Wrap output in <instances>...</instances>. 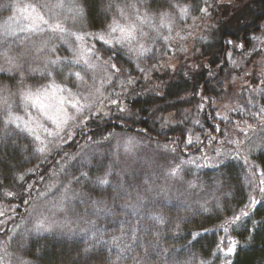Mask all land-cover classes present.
Instances as JSON below:
<instances>
[{
  "label": "trees",
  "instance_id": "obj_1",
  "mask_svg": "<svg viewBox=\"0 0 264 264\" xmlns=\"http://www.w3.org/2000/svg\"><path fill=\"white\" fill-rule=\"evenodd\" d=\"M229 1L233 12L229 7L224 10L212 32L213 41L202 47L206 59L198 71L180 69L155 89L136 91L123 108L84 121L74 130L72 141L49 145L48 154L39 151L29 132L7 122L11 103L51 83L76 87L75 74L80 72H70V65H59L65 61L50 60L52 56L48 60L56 62L54 68L37 66L35 59L9 61L7 66L5 50H23L35 37L10 36L8 22L21 6L45 8V0H0V32H4L0 34V204L15 207L1 210L0 220L19 217L28 209L37 178L48 176L60 159L86 142L98 141L69 167L67 179L73 193L66 217L61 213L62 226L31 235L15 251L23 264H264L263 151L246 155V162L230 160L221 165L214 172L219 180L217 192L209 202L191 198L184 186L189 175L185 161L202 158L198 155L230 139L238 126L264 123V110L250 105L246 96H239L242 104L229 117L219 115L215 104L228 93L233 74L229 58L245 56L254 49L256 36L264 32V0ZM76 3L84 10L86 30L99 37L108 34L110 26L139 15L153 20V27H159L155 21L160 16L178 17L142 56L99 37L95 40L92 64L96 61L106 70L102 74L113 77L110 88L120 76L142 85L145 68L157 62L168 36L205 11V0ZM59 42L54 46L65 55L61 49L65 46ZM58 53L55 50L53 55ZM90 99L94 102L92 94ZM95 107L85 113L93 115ZM173 169L180 173L173 174ZM210 173L207 170L204 175ZM216 200L223 202L224 210H209L208 203ZM244 212L248 215H241ZM232 239L237 242L236 251L225 255L219 249H227Z\"/></svg>",
  "mask_w": 264,
  "mask_h": 264
},
{
  "label": "rangeland",
  "instance_id": "obj_2",
  "mask_svg": "<svg viewBox=\"0 0 264 264\" xmlns=\"http://www.w3.org/2000/svg\"><path fill=\"white\" fill-rule=\"evenodd\" d=\"M229 4H232L229 0H205L206 11L202 12L201 18L180 27L173 32L172 36H168L157 62L145 68L147 73L142 85L138 86V82L131 77L120 76L111 88L109 84L113 77L109 73L102 74L106 70L104 66L97 65L96 61L92 64V51L95 40L99 36L91 35L86 30L82 15L75 10L78 7L76 0H45V8L35 7L36 12L44 15L50 24L59 21L65 28L62 33L54 32L42 23L39 24L38 30H31L29 25L32 21L28 17L36 14L29 7L33 5L21 6L15 18L8 22L9 27L6 30L10 36L19 35L24 39L31 35L35 37L23 50L6 49L3 55L5 64L9 66V61L35 59L37 66L43 68L44 64V67L48 69L56 67L50 61L52 58L56 61L62 59L65 62L58 63L59 65L66 67L70 65L72 67L70 72L77 70L80 73L79 76L75 74L76 87H69L62 82L51 83L47 87L31 91L33 94L31 100H26L22 94L19 100L12 101V109L9 112L15 121L12 123L19 125L22 129H31L27 132L36 139L39 148L43 147L44 152L51 153L49 145L56 147L72 141L75 137L74 130L78 129L84 121L96 115L109 114L114 108H123L124 101L133 96L136 91L155 89L168 78V75L180 69H185V72L198 71L206 59L201 52L202 47L213 41L212 32L219 26L224 10L231 7ZM230 11L233 12V9L230 8ZM177 18L160 16L155 21L159 27H153V20L139 15L115 26L129 27L135 24L134 39L118 42L120 32L110 31L104 35V40L111 44L122 45L132 54L142 56L151 51L158 37L163 36L165 33L163 31L171 28ZM0 34L3 36L4 32L1 31ZM57 40L65 46L61 48L65 55L58 53L54 46ZM55 50L58 57L53 55ZM50 56L52 57L48 60ZM229 60L233 74L227 85L226 97L221 102L216 100L215 104L220 109L219 115L229 117L231 112L239 108L242 104L239 96H246L250 105H256L264 110V32L256 36L254 49L243 57L231 56ZM89 77L93 79L92 83ZM89 81L90 84H86ZM90 94L94 97V102L90 99ZM73 103H76L77 107H73ZM93 104L96 106L94 114L85 113ZM81 106H83L82 110H78ZM49 117H53L56 122ZM65 120L67 122L63 123ZM58 123L60 127L57 126ZM235 129L232 134H229L230 139L220 141L219 144L211 146L209 151L198 155V157L203 156L202 158L185 161L189 175L183 176L185 177L184 186L185 192H189L191 198L195 196L199 198L198 201L209 202L217 192L219 180L217 176H214V172L221 165L230 160L246 162L247 156L251 157L259 151L264 152V123L258 127L242 125ZM37 136L39 139L36 138ZM58 141L60 143L57 145ZM97 142L96 140L86 142L76 153L60 159L48 176L37 178L36 187L30 190L28 209L21 211L19 217L9 216L0 220V264H23L15 256V251L17 252L31 235L54 231L62 226L61 213L66 217L67 206L71 204L73 193L67 179L69 167L78 157L93 150ZM139 146H135L134 150ZM141 148L144 149V146ZM207 170L211 172L209 176L204 175ZM175 173L180 171L176 169ZM262 182L261 191L264 194L263 179ZM208 206L209 210H224L223 202L220 200L208 203ZM9 208L15 207H4L0 204V215L3 210H9Z\"/></svg>",
  "mask_w": 264,
  "mask_h": 264
},
{
  "label": "snow or ice",
  "instance_id": "obj_3",
  "mask_svg": "<svg viewBox=\"0 0 264 264\" xmlns=\"http://www.w3.org/2000/svg\"><path fill=\"white\" fill-rule=\"evenodd\" d=\"M32 10L33 13H36L34 16H30L28 17L29 19H31L32 23L29 25V28L33 31L35 30H38V26L39 24H44V25H47L52 31H58V32H64L65 31V28L61 25V23L59 21L55 22V23H49V20L48 19H45L44 15L36 12V8L35 6H29ZM77 11V13L79 15H83V8L82 7H77L75 9ZM187 10L185 9V12ZM206 11V10H205ZM121 15H123V10H121ZM110 29H111V32L112 33H115L117 31L120 32V38L118 39V42H124L126 40H131V39H134L135 38V32H136V25L133 24L129 27H111L110 26ZM23 30V29H22ZM39 30H43V29H39ZM100 39H104V36L103 35H100L99 37ZM52 63H56L55 61H53ZM77 76H79V73L76 74ZM25 96V99L26 100H31L33 98V94L31 92H26L24 94ZM73 107H77V104L76 103H73ZM82 107L81 106L80 108H78V110H82ZM18 119V118H16ZM49 119H53V122H56L55 119L53 117H49ZM7 122H15L12 118H11V114H9V121ZM6 122V123H7ZM67 121H63V123H66ZM58 127H60V124L58 123L57 124ZM17 127H19V125H17ZM25 131H31V129H28V128H25L23 129ZM37 139H39V137L37 136L36 137ZM45 150V148H40L39 151L43 152ZM176 172V169H173V174H175ZM108 181L107 180H102L101 183H107ZM241 215H248V213L244 212L242 213ZM236 219H239V217H237ZM225 231H227V229L225 228L224 229ZM230 243V246L227 248V249H219L220 251H223L225 253V255H231L233 253H235L236 251V247H237V242L236 241H229Z\"/></svg>",
  "mask_w": 264,
  "mask_h": 264
}]
</instances>
